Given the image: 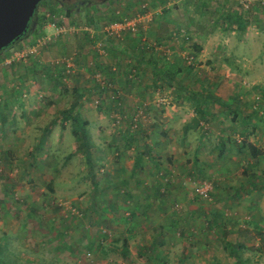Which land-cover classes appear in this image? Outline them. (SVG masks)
<instances>
[{
  "label": "rangeland",
  "instance_id": "obj_1",
  "mask_svg": "<svg viewBox=\"0 0 264 264\" xmlns=\"http://www.w3.org/2000/svg\"><path fill=\"white\" fill-rule=\"evenodd\" d=\"M83 1H89L85 11L66 16V7L80 8ZM35 14L27 35L0 56L4 57L0 61L2 264H18V260L19 264H264V250L256 251L254 225L247 223L264 229V157L255 160L237 153L234 138L227 155H218L216 149L221 146L216 134L229 123L224 125L221 119L231 121L220 115L225 112L221 103L208 109L200 129L188 136L179 132L183 123L200 115L195 101L204 95L199 92L208 84H203L214 81V74L229 84L240 79H227L223 46L235 53H264V0H44ZM134 14L147 16L137 35L106 38L111 26ZM88 15L95 18V28L85 23ZM166 22L185 31L163 29ZM190 22L200 28L189 29ZM242 40L246 41L243 46L237 43ZM193 55L196 60H190ZM156 58L160 73H182L183 69L195 71L194 76L179 75L175 83L180 88L166 84L175 92V96L167 95L166 105L157 102L148 109L142 104L129 109L123 103L130 97L126 88L134 84L128 73L146 70L140 62L150 66ZM66 63L72 65L70 73L65 71ZM207 72L213 75L208 77ZM114 75L119 85L111 82ZM89 85L93 92L87 91ZM208 86L203 89L206 94L211 93ZM252 86L244 94L248 100L243 106L245 114L253 115L263 92ZM2 88H8L11 99ZM217 88L215 97L226 102L222 99L227 93ZM175 112L179 117L163 140L165 151L157 148L164 155H174L168 161L171 182H161L160 188L152 190L145 219L126 214H132L126 195L117 198L124 212L113 211L109 204L116 192L120 196V190L128 188L94 190L82 181L89 179L81 172L87 164L69 169L64 165L69 151L82 144L73 129L84 130L94 145L100 135L105 144L128 154L132 144L127 146L125 137L138 127L132 130L127 117L147 120ZM78 116L87 121L85 125L74 124ZM2 117L16 122L4 125ZM54 121L56 127L50 124ZM142 143L135 148L142 149ZM255 143L263 146L264 137ZM72 160L78 162L75 157ZM249 161L253 164L248 165ZM68 172L79 181L75 177L67 183ZM208 185L210 191L204 188ZM158 234L170 247L168 253L162 248L159 252L142 249ZM3 237L8 240L3 242ZM238 243L243 249L235 252L232 246Z\"/></svg>",
  "mask_w": 264,
  "mask_h": 264
},
{
  "label": "crops",
  "instance_id": "obj_2",
  "mask_svg": "<svg viewBox=\"0 0 264 264\" xmlns=\"http://www.w3.org/2000/svg\"><path fill=\"white\" fill-rule=\"evenodd\" d=\"M167 24H162L163 29L168 30V28L176 29V30H183L185 29L181 28L180 25H174L173 22H166ZM190 22L189 23V29L192 28H200L198 26V23ZM147 34H150L148 32V28H144ZM154 37V36H153ZM158 37V36H157ZM154 37L158 42L162 41V37ZM242 46L246 43L245 40H242L240 42ZM249 50L251 49V44H249ZM225 51L226 57L223 58V61L225 62V67L227 69V79L231 78L232 76H239L237 81H232L231 84H229V80H225L222 76L215 75L214 81L210 83L208 80L205 82V84H210L208 86L210 88L211 93H216L217 86L224 89V93H227V98L222 99L223 104L227 108L235 109L234 106L237 107L238 114L241 116L240 120L236 123L235 136H230L229 134L223 133L221 130L218 134H216V139L223 138V137H229V141H232V138L236 139L237 143L241 142L242 140H247L249 143L253 144L259 149H264L263 146H260V144H256L255 142H258L259 139L264 137V111L260 112L262 116L255 115L253 116L250 112L248 114H245V108L243 104L248 100L247 98H244V94L248 93V87L253 85L254 90H258L260 92L264 93V53L256 54L253 56L245 53H235L234 49L231 50L228 48V46L222 47ZM242 50H247L248 48H241ZM3 50L0 51V56L3 55ZM4 58V57H3ZM0 58V61L3 59ZM154 59V58H153ZM197 58H195L196 60ZM136 60V59H135ZM232 62L233 65L230 63ZM151 65H147L145 61L140 62V66L144 67V69L147 70V67H152L151 70H140L139 72H136L135 70H132L128 73V77L131 79V82L134 84H130L126 91L130 94L129 99H126L123 101L124 105L126 107H129L131 109L133 106H140V104L143 105V108L148 109L150 105H155L157 102H160L164 105H166L167 102V95L169 94L171 96H175V92L173 89H171L165 79H163V73H160L158 65V58H156L155 61H151ZM163 66V65H162ZM155 70V71H154ZM177 70H173L172 76L175 75ZM183 72V69H182ZM195 72V71H194ZM194 72L189 73L187 71H184L181 76L182 77H189L194 76ZM208 77L213 75V72H207ZM261 73V74H260ZM127 74V73H126ZM159 75V76H157ZM179 75V74H178ZM178 75L175 77V81L178 80ZM260 75V78H259ZM155 76L156 78H154ZM180 76V77H181ZM125 77H127L125 75ZM225 77V78H226ZM205 78V77H204ZM259 78V79H258ZM253 80L252 81H250ZM258 79V80H257ZM241 80H244V82L240 83ZM216 81H221L220 83L216 84ZM111 82H115V84L119 85L118 79L114 75L111 78ZM128 83H131L130 81H127ZM167 84V85H166ZM97 85V84H96ZM106 86V85H105ZM110 86V84H109ZM226 86V87H224ZM89 92H93L94 87L87 86ZM159 87V88H158ZM204 87V88H205ZM203 88V89H204ZM212 88V89H211ZM216 88V91L213 89ZM8 88H2L3 93L7 91ZM76 89V88H75ZM202 89V90H203ZM194 90V89H193ZM192 90V91H193ZM200 90V91H202ZM128 96V95H127ZM132 97V98H131ZM232 102H235L232 104ZM170 103V102H169ZM177 109H180L181 105L176 104ZM174 106V107H175ZM179 112H175L173 114L169 115H163L162 117L158 118H152L147 119L146 118H135V116H131L130 118L127 117L126 121L132 126L131 129L135 130L138 127L137 131H134V133L130 132V134H127L125 137L126 145H131L130 150L128 151V154L124 152V150H117L111 143L105 144L104 140L100 135H98V145L92 144L91 141H89L87 133L79 134L77 138L75 139L79 140V142H82V144L78 143L77 150H70L69 154L67 155V160L65 162V166L67 169L71 167H78L79 164L86 165V168H83V165L81 166V172L84 173L89 179H82L83 183H89V188H93L94 190H110L113 192V189L119 188H128V191L120 190L118 196V192L114 194V197L112 200H108L109 204L112 203L113 205V211H117L122 209L124 212L125 207L121 206L118 203V197L125 196L124 201H128L132 205V215L133 219H145V213L148 209V207L152 204L151 201L153 200V189L160 188L162 186L161 182H171L170 175L172 173V170L170 168V165L168 161H170L171 157L170 155H164L161 151L164 150V144L163 140H166V138L169 136V129H172L173 123L178 119ZM251 116V118H248V116ZM79 121H82L86 123V120H82L81 116H78ZM230 118V117H229ZM191 119H189L187 122L183 123L179 127L180 135L183 136V133L181 131V128L183 125L188 123ZM86 121V122H85ZM141 121H146L145 124H142ZM223 124L226 125L227 122H231L230 120H223ZM15 123L16 121L14 118L8 119L6 123ZM53 127H56L55 121L53 123H50ZM203 123L201 122L200 125ZM221 123V125H223ZM234 124V123H233ZM50 125V126H51ZM139 125V126H138ZM158 125V127H156ZM229 125V124H228ZM235 125V124H234ZM134 127V128H133ZM52 129V127H49ZM200 129V128H199ZM194 131L190 130L189 132ZM188 132V133H189ZM176 135V134H175ZM187 134L186 136H188ZM52 137V136H51ZM50 137V138H51ZM157 137H160L162 140L160 141ZM49 136H47L48 141L52 142L53 139H50ZM85 141V143L83 142ZM143 142L141 145L143 146L142 149L135 148L138 144L137 142ZM55 143V142H54ZM89 143L92 145L90 146ZM54 145V144H53ZM63 145L62 147H64ZM160 147L161 151L157 148ZM76 149V148H75ZM49 150V149H48ZM46 150V151H48ZM118 151V152H117ZM216 151H218V155L222 153V156L227 155L229 151V145L228 142L226 143V148H217ZM123 152V153H122ZM159 152V153H158ZM158 153V155H157ZM172 155V154H171ZM72 157H75L78 159V162L73 161ZM174 157V155H173ZM172 157V159H173ZM177 160V158H175ZM82 162V163H81ZM44 163V162H43ZM253 164V161H249L248 165ZM45 164V163H44ZM40 165V163H39ZM246 167V166H245ZM243 170V168H242ZM165 174V175H164ZM83 176V175H82ZM75 181H79L77 175L75 176L71 172H68L67 178L65 181L67 183H70L72 181V178H75ZM74 181V182H75ZM185 183L186 180L184 179ZM46 185L47 188H50V182H47ZM153 183V185L149 184ZM82 186V185H77ZM245 197H242L240 200L243 202L245 200ZM240 201V204H242ZM260 200H258L259 202ZM158 203V201H157ZM107 204V203H106ZM126 214L128 212L126 211ZM6 233V232H4ZM129 234H126V236H129ZM5 236V235H3ZM156 238V236H155ZM153 238L151 240V243L146 245L145 248H142L144 250L153 251V252H159L162 248L164 253H168L170 247L165 246L164 243V237L161 234H158L157 239L155 240ZM155 242V243H154ZM188 248L189 246L186 245ZM166 249V250H165Z\"/></svg>",
  "mask_w": 264,
  "mask_h": 264
},
{
  "label": "trees",
  "instance_id": "obj_3",
  "mask_svg": "<svg viewBox=\"0 0 264 264\" xmlns=\"http://www.w3.org/2000/svg\"><path fill=\"white\" fill-rule=\"evenodd\" d=\"M88 3H89V1L81 2L82 6L80 8H78V7H74V8L66 7V16L70 17L73 14V11L77 12V13L81 12V11H85ZM248 8H249V6L247 5L246 9H248ZM34 15H36V14H34ZM32 20H33V18H32ZM32 20H31V22L29 24L28 30L30 29ZM85 23L87 25H90V26L95 28L96 20H95V18L93 16L88 15ZM27 33H28V31H27ZM27 33L24 34L22 36V38L25 37L27 35ZM100 37L101 36H99V38ZM22 38H20L19 40H21ZM110 46H111V44H110ZM9 47H11V45ZM195 58H196V55H193L190 58V60L191 59H195ZM230 63L233 65L232 62H230ZM182 73H181V70H177L175 75L172 76L171 75L172 72H168V73L166 72V73H163V79H165L167 81L169 86H175L176 88H180L175 83V77H176V75H178V74L181 75ZM199 93H201V94L203 93L204 94V95H202L201 97L198 98L200 100L196 99V101H195V107L197 108V113L199 112L200 115L192 117L191 120L188 123H186L185 125L182 126L181 131L183 133V136H186L190 130H196L197 128L200 127L201 122L206 121L205 118H207L208 109H210L214 104H218V103L220 104L221 103V105L225 106V104H223V102L220 101L219 98L215 97L216 95L214 93L206 94L205 90H202ZM4 94H6L8 97H10V99L12 98V96H11L12 94L11 93L4 92ZM208 102H210V103L208 104ZM263 102H264V93L262 95V103L260 105H258L256 103V105L258 107L257 108L258 111H256V113L253 114V116H255V115L262 116L260 114V112L264 111V106H262ZM234 103L235 102H232V104H234ZM203 105H205L204 108L202 107ZM230 108H227L225 106V112L221 111L220 115L224 116V117H230L231 118V122L228 123L229 124L228 128L222 129L223 133L229 134L231 136L232 134L235 133V127H237L235 122H238L240 120L241 116L238 114V111L236 110L237 108H235V109H230ZM253 108H255V106H253ZM261 108H262V111H260ZM199 109H202V110L200 111ZM251 116L252 115L248 116V118H251ZM7 120H8V118L5 119L4 117H2L1 121L5 125V122ZM78 120L79 119H77V118L73 119L74 124L76 122H78ZM233 122H234L235 125L233 124ZM81 125H85V123L81 122ZM84 133H86L84 130H82V132H78V129H73V134H74V137H76V138H77V136L79 134H84ZM217 141H218L219 145L221 146V148L223 147L224 149L226 148V143L227 142H228V145H229V143L232 142V141H229V137H223V138L221 137V138H218ZM229 149H230V147H229ZM235 150H236L237 153L247 154V155H249V157H251L252 159H255V160H257V159L260 160L262 157H264L263 156V151L261 149L257 148L256 146H254L253 144L249 143L247 140H242L241 142H239L237 144V147H235ZM129 215H132V214H129ZM245 222H247V221H245ZM247 223L249 225H252V226L254 225V228H253L254 232L253 233H254V235L256 236V238L258 239V242H259V246H258L256 251H257V253L261 254V253H263V250H264V229H263V227L261 225H259L257 223H253L251 221H248ZM249 233L250 232L248 231L245 234L249 236ZM4 238H7V237H3L2 238L3 242H4ZM7 240H8V238H7ZM0 247H2V245H0ZM232 247L235 249V252L243 249V246L240 245L239 243L238 244H234ZM0 264H2V255H1V253H0ZM18 264H19V260H18Z\"/></svg>",
  "mask_w": 264,
  "mask_h": 264
},
{
  "label": "water",
  "instance_id": "obj_4",
  "mask_svg": "<svg viewBox=\"0 0 264 264\" xmlns=\"http://www.w3.org/2000/svg\"><path fill=\"white\" fill-rule=\"evenodd\" d=\"M41 1L44 0H0V51L27 33L37 5Z\"/></svg>",
  "mask_w": 264,
  "mask_h": 264
},
{
  "label": "built area",
  "instance_id": "obj_5",
  "mask_svg": "<svg viewBox=\"0 0 264 264\" xmlns=\"http://www.w3.org/2000/svg\"><path fill=\"white\" fill-rule=\"evenodd\" d=\"M247 7V5H246ZM140 14V13H139ZM139 14H134L131 17L123 18L116 25L111 26L109 30H107L106 38L115 39V40H123L127 36H135L140 31V25L142 22L146 21L147 16H141ZM66 73H70L72 65L67 64L65 66ZM201 185L199 189L201 190ZM206 191H210V186H204ZM205 190H201V193H204Z\"/></svg>",
  "mask_w": 264,
  "mask_h": 264
},
{
  "label": "flooded vegetation",
  "instance_id": "obj_6",
  "mask_svg": "<svg viewBox=\"0 0 264 264\" xmlns=\"http://www.w3.org/2000/svg\"><path fill=\"white\" fill-rule=\"evenodd\" d=\"M61 1V0H60ZM65 1H67V0H65ZM62 2H64V1H62Z\"/></svg>",
  "mask_w": 264,
  "mask_h": 264
}]
</instances>
